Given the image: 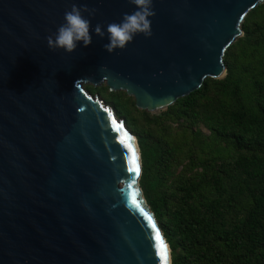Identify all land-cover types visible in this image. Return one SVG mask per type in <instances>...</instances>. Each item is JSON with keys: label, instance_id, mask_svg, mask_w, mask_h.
<instances>
[{"label": "water", "instance_id": "obj_1", "mask_svg": "<svg viewBox=\"0 0 264 264\" xmlns=\"http://www.w3.org/2000/svg\"><path fill=\"white\" fill-rule=\"evenodd\" d=\"M73 2L96 10L92 25L135 8L0 0V264H172L140 186L138 139L86 84L125 91L160 114L207 77L226 75L227 47L264 0H154L151 37L137 34L109 53L107 38L93 33L89 46L52 50L45 38Z\"/></svg>", "mask_w": 264, "mask_h": 264}, {"label": "trees", "instance_id": "obj_2", "mask_svg": "<svg viewBox=\"0 0 264 264\" xmlns=\"http://www.w3.org/2000/svg\"><path fill=\"white\" fill-rule=\"evenodd\" d=\"M241 27L226 75L160 114L90 85L138 139L140 186L172 264H264V3Z\"/></svg>", "mask_w": 264, "mask_h": 264}, {"label": "clouds", "instance_id": "obj_3", "mask_svg": "<svg viewBox=\"0 0 264 264\" xmlns=\"http://www.w3.org/2000/svg\"><path fill=\"white\" fill-rule=\"evenodd\" d=\"M129 3L135 6L131 12L123 13L119 21L108 22L106 25L99 22L92 25L91 18L96 14L94 8L76 2L71 3L64 12L63 22L46 36L48 47L71 53L78 46H89L94 33L102 39L107 38L103 48L111 53L126 48L137 34L151 37L150 18L155 16L154 0H129Z\"/></svg>", "mask_w": 264, "mask_h": 264}, {"label": "snow or ice", "instance_id": "obj_4", "mask_svg": "<svg viewBox=\"0 0 264 264\" xmlns=\"http://www.w3.org/2000/svg\"><path fill=\"white\" fill-rule=\"evenodd\" d=\"M123 142L127 143V146L129 147V149L132 150V145L130 143H128V141H127V133H125V139L123 140ZM132 151H133V155L131 157V163L133 164V169L132 170L137 172V173H139L140 169H139V165L136 162L135 151L134 150H132ZM149 219H151V218H149ZM155 227H156L155 224H153V228H155ZM156 239L160 242V247L163 250L162 253H161L162 258L166 259L167 258V256H166V246L164 245V242H163V240L160 237L159 231H157V233H156Z\"/></svg>", "mask_w": 264, "mask_h": 264}, {"label": "rangeland", "instance_id": "obj_5", "mask_svg": "<svg viewBox=\"0 0 264 264\" xmlns=\"http://www.w3.org/2000/svg\"><path fill=\"white\" fill-rule=\"evenodd\" d=\"M105 84V83H103ZM102 84V85H103ZM91 84H86V88L89 89L92 92V87L90 86ZM93 86V85H92ZM101 86V85H100ZM102 98V97H101ZM103 99V98H102ZM163 111V110H162ZM206 131V129H204Z\"/></svg>", "mask_w": 264, "mask_h": 264}]
</instances>
